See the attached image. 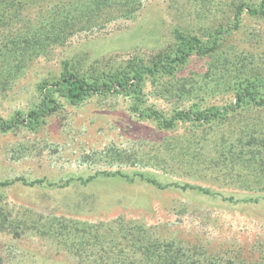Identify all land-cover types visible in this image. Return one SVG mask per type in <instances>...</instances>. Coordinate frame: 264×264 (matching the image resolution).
Listing matches in <instances>:
<instances>
[{
	"label": "trees",
	"instance_id": "1",
	"mask_svg": "<svg viewBox=\"0 0 264 264\" xmlns=\"http://www.w3.org/2000/svg\"><path fill=\"white\" fill-rule=\"evenodd\" d=\"M147 1L0 0V100L34 62L49 59L80 34L104 33L116 22L135 20ZM168 9L179 23L164 48L91 64L64 62L57 77L36 84L37 99L27 111L10 118L0 112V133L36 132L63 103L78 107L95 98L122 96L160 131L179 126L185 131L145 150L142 145L126 153L111 149L115 159L258 194L250 202L264 199V0H169ZM150 94L171 109L148 105ZM18 180H0V232L15 238L37 234L79 262L264 264L262 244L257 254H244L242 247L210 253L204 245L158 236L122 217L107 224L32 211L13 217L3 206V193ZM169 186L210 193L191 183Z\"/></svg>",
	"mask_w": 264,
	"mask_h": 264
},
{
	"label": "rangeland",
	"instance_id": "2",
	"mask_svg": "<svg viewBox=\"0 0 264 264\" xmlns=\"http://www.w3.org/2000/svg\"><path fill=\"white\" fill-rule=\"evenodd\" d=\"M168 4L169 0H148L135 20L116 22L104 33L80 34L56 48L49 59L34 62L0 100L1 115L10 118L16 111H27L36 102V84L57 77L64 62L91 64L164 48L179 23ZM63 104L36 132L22 128L0 133V180L20 178L3 193V206L13 217L32 211L93 224L122 217L158 236L204 245L210 253L228 248L238 252L242 247L243 253L257 254L261 244L264 248V199H248L258 194L213 179L190 181L113 157L115 151L162 144L184 133V127L160 131L155 122L133 112L131 102L122 96L95 98L78 107ZM147 104L171 109L152 94ZM39 179L44 182L35 184ZM175 182L210 193L168 187ZM0 258L2 264H85L31 232L16 238L0 232Z\"/></svg>",
	"mask_w": 264,
	"mask_h": 264
}]
</instances>
